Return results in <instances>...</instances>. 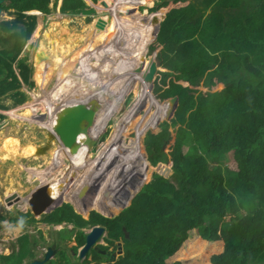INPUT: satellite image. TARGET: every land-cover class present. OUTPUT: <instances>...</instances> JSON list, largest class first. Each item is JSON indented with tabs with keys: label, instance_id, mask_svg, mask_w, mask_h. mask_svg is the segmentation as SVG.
Returning <instances> with one entry per match:
<instances>
[{
	"label": "trees",
	"instance_id": "16d2710c",
	"mask_svg": "<svg viewBox=\"0 0 264 264\" xmlns=\"http://www.w3.org/2000/svg\"><path fill=\"white\" fill-rule=\"evenodd\" d=\"M143 1L62 0L61 12L87 15L99 7L121 13L143 8ZM51 3H2L3 10L13 9L14 18L0 21V98L9 94L21 104L22 88L34 86L32 66L20 56L39 19L28 11L47 15ZM150 10L154 13L139 21L140 36L127 34L140 52L136 46L152 33L153 17L166 14L147 51L148 71L107 139L118 152L127 149L131 166L108 155L95 158L67 200L84 215L87 209L98 211L85 218L64 202L41 221L79 228L99 224L107 228V242H124L119 257L93 251L81 264H264V0H160ZM68 27H58L68 33L63 45L76 42L79 34ZM117 31L120 35L119 26ZM90 72L83 87L93 86L96 73ZM128 81L110 90L114 98ZM103 86L100 93L113 84ZM5 107L0 102V109ZM130 137L136 138L125 149ZM160 162H172L168 177L150 172L129 206L112 217L104 214L123 204L117 200L122 189L130 193L139 184L142 170L135 167ZM80 238L78 246L85 243L83 229ZM2 257L4 264H22L24 253L18 260Z\"/></svg>",
	"mask_w": 264,
	"mask_h": 264
},
{
	"label": "rangeland",
	"instance_id": "374dc122",
	"mask_svg": "<svg viewBox=\"0 0 264 264\" xmlns=\"http://www.w3.org/2000/svg\"><path fill=\"white\" fill-rule=\"evenodd\" d=\"M158 1L160 0H144L141 2V7L143 8L131 9L130 11L126 10V12L121 13H117V11L114 9L101 10V8L98 7L95 13L83 15L80 13H62V0L58 1L56 7L53 6L54 0H52L51 12L47 15H44L39 10L28 11V13H41L39 14L36 29L34 30L32 36L26 41L23 52L20 54L21 57L27 56V62L32 66L33 71L31 77L35 84L32 87L24 86L22 88L26 95L24 102L21 104H17V102L12 99L9 94H6L0 98V102L6 106L5 109H0V113L3 114V116L0 118V218H6L5 221H3V223L6 224V227L4 229H0V264H4L2 263L4 258L1 255H8L12 249H16L17 243L15 240L19 237V235L24 233V231L30 235V237H28V235H24L22 237L24 244H27L28 242L30 243V241H28L29 238H41L43 231L47 236L45 241L50 242L49 233L51 230H49L47 227H44L43 222L41 221V217L44 213L38 215L34 213V211L30 212V210L27 209L28 207H31L28 201V197L32 193L31 191L36 189L41 184H46L53 181L52 184L54 185L62 181L63 187L60 192L62 194L65 193L67 197L64 195L65 197L61 203L67 202L71 204L72 201H68L67 199L72 195L73 191L75 193L77 192V185H79V180L81 177L78 176L80 178L76 179L75 181L74 176L76 178L78 175L80 166L83 167L85 164L91 165L93 162H95L94 159L98 157V154L105 155L102 150L104 151L108 148L107 139L113 134V127L117 121V118L120 117L124 112V106L126 107L129 94L137 88L143 72L146 70L148 71L147 67L149 59L146 60L144 63L145 65H143V63H141L143 61L142 53L144 51L143 48L145 44L151 41V39L153 40L156 29V27L152 28V33L147 35L146 39L141 45L138 44L136 46L141 49L140 52H138L136 51L138 49H134V46L137 42H135V40L133 41L130 35L126 38L121 37L118 34L117 28L118 26L120 29L121 27L125 28V25L128 28L129 26L133 25V22L135 21L136 24L134 23V26L131 27L130 32L132 35H135L134 37L140 36L142 26L139 25V21L143 20L145 15L154 13L150 9L154 7ZM96 3H99V1ZM11 11H13V9L7 11L4 10L0 16V21L14 18V14ZM158 14L163 17V12H159ZM138 16L139 18H137ZM62 20H67L68 24L65 21L62 23ZM100 20L102 21L100 22ZM104 20L105 22H103ZM56 23H59V25L65 24L70 26L68 28H70L69 30L74 33V35L79 33L76 36L78 42L73 40L71 42H67V44L65 43L64 45H61V42H64V40L61 41V34L58 35L51 31L53 30V25ZM98 23L103 24V28H99L97 26ZM61 29L63 30L64 28ZM109 30L111 31L109 32ZM70 31L69 34L71 33ZM112 31L113 34L108 36ZM47 33H52V35L55 34V37H57L59 40L57 43H60V47L63 50L65 49L69 56H72V59L75 61L74 68L70 70V72L73 73H71L68 78L65 74L63 79H61V75L59 76V79L47 84V87L45 88L42 75L39 74L37 70L36 55L41 44L50 47L49 41L44 38V35ZM152 43H150V45ZM80 44L83 47H81V53H79L81 60H79L78 63V57H76L75 54L77 52V47ZM90 44L95 48H91V50L88 52L90 49ZM150 45L148 47L146 45L145 47L146 59L148 58L147 51H149ZM125 50L126 52H124ZM85 51L86 54L90 55L91 57L87 56V58H83ZM88 64H90L89 71H92L94 68V72L96 74L93 75V86L89 85L90 87H83V77L88 76V72H85ZM138 69L139 72H137ZM72 70H76L77 72ZM117 70L120 72L118 77L116 73ZM83 73L85 74L83 75ZM110 73L111 75L108 79V75ZM121 73H123L122 76ZM105 75L106 80L104 81L103 79ZM54 76L52 78H54ZM134 77H139L137 82H134ZM119 80L122 82L118 83ZM125 80H129V83L126 84L127 87L125 86L126 89L124 91L122 89L119 94L117 93L119 97L115 98L109 109L113 110L112 114L109 115L107 119H105V111H107L105 109L107 108L109 101L114 99L113 94L110 93V90L118 85H124ZM107 81L112 83L113 86L110 88L107 86L109 89H107L104 93H100V88L102 87L103 90L105 87L103 85H105ZM131 84L133 85L130 87V91H128V85L130 86ZM56 85L57 89L54 91H47L49 87L54 88ZM95 90L97 91L95 92ZM94 92L96 93L95 95ZM104 104L106 107L102 108ZM26 107L28 108L27 110L33 114V117L30 115L28 118L23 114V110ZM63 111L65 112V119L63 122H61L60 115ZM92 111H95V113L89 122L92 121L91 123H93V133L89 136L88 132L90 129L85 128V131L82 130L81 116H84L85 114H88ZM22 115H24V117ZM52 115H54L52 117L53 119L47 121L48 117ZM39 117L40 119H37ZM107 120L109 121V124L105 129V126L102 123L106 122ZM52 123H56L57 125H60V127L54 128V126L51 125ZM56 132L58 135L55 134ZM54 135H57L59 140L63 143V145H65L64 152L61 150V142L58 139L55 140ZM135 138L136 137H130L129 139H125V143H123L125 149L128 147V145H133V140ZM32 142H34L33 144L38 146V148H41V145L44 144L45 150L48 148L47 146H49L53 155H55L56 151L58 152L60 150L62 153L58 156V159L53 162L52 153L48 154V158L47 155L40 159H35L32 157L24 158V152L21 146H25L27 143ZM51 143H53V145ZM8 144L12 146L6 148ZM79 144L81 151L78 149ZM188 144L190 145L191 142L189 141ZM185 150H187V147H185ZM108 152L109 151H107V153ZM124 153L125 157L119 159L118 161L125 166L130 167L131 164L129 162L127 149L126 152L124 150ZM4 157H8L9 160L4 159ZM14 157H17L16 162H14ZM82 159L88 160V162L81 164ZM3 163H8L11 165H3ZM158 164L155 166L145 165L141 169L135 167V169L138 171L142 170L141 173L138 174L139 176L137 175V179L135 181L137 183L140 180L138 182L139 184L134 189L129 188L130 193L127 192L128 189H126L125 192H123L124 189H122V194L117 200L122 198L123 204L118 206V209L114 210L115 215L120 213L125 207L129 206L132 195L136 189H139L144 185L143 183L145 182V177H147L150 172L155 171L162 175L166 173V169H163V166ZM93 165L98 167V164ZM167 165L171 167V170H173L172 162H169ZM171 173L172 171H170L168 175ZM12 176H14V179L10 178ZM68 176L71 177V182H73L74 190L72 192H70V189H73V186H71L72 183L69 182L67 184ZM89 183L90 186L91 180H89ZM66 185L68 187H66ZM13 193H18V195L21 196V199L15 204L17 205V208H19L17 211L14 209L15 205L9 206L5 201V197L10 196ZM83 196L84 195H79V197ZM55 197H60V193ZM73 207L77 211L74 205ZM27 210H29L28 213L26 212ZM91 210L87 209V212L85 213L87 215H84L85 218L89 216L88 212ZM16 212L19 214L18 217L21 219L18 217L12 218L13 222L16 223V225H14L11 223L10 217L16 214ZM32 214L34 218L26 221L27 217H30ZM38 225L43 228L42 232L41 229L38 228ZM52 231L55 230L53 229ZM41 240L43 239L41 238ZM46 242H42V245H46ZM101 242L103 241L101 240ZM35 252H37V249ZM88 253L86 255H89L88 258L86 256L82 258L77 252V262H75V264H79L86 258L89 260L92 259V255ZM121 253L122 252L115 251V258L119 257ZM8 256L12 260H18L20 257L17 256L16 253ZM53 262L54 261L51 260V262L48 264H52ZM22 264L26 263L22 262Z\"/></svg>",
	"mask_w": 264,
	"mask_h": 264
},
{
	"label": "bare ground",
	"instance_id": "6f19581e",
	"mask_svg": "<svg viewBox=\"0 0 264 264\" xmlns=\"http://www.w3.org/2000/svg\"><path fill=\"white\" fill-rule=\"evenodd\" d=\"M91 24V23H90ZM59 23H56L55 25H53V31L54 32H56V34H58V35H60L61 34V41H63L64 39H65V37H67V35H68V33L66 32V31H64V30H60L59 28ZM59 29V30H58ZM96 29V28H95ZM154 36H155V34H154ZM153 36V37H154ZM44 38L46 39V40H48L49 41V43H50V47H47V46H45L44 44H41L40 45V47L38 48V51H37V55H36V66H37V70H38V73L39 74H41L42 75V78H43V84L45 85V88L47 87V84H50V83H52V81H55V80H57V79H59V76H61V79H63V76L66 74L67 75V78H68V76L71 74V73H73V72H70V70L71 69H73L74 68V59H72V56H69V54L67 53V51L64 49H62L61 47H60V43L58 44L57 43V41L59 42V40H58V38L57 37H55V34H53L52 35V33H47V34H45L44 35ZM67 42V41H66ZM63 44V42H61V45ZM89 47H91V48H95V47H93V45H91L90 44V46ZM88 48V47H87ZM86 48V49H87ZM122 50V49H121ZM124 52H126V50L124 51ZM143 53H144V51H143ZM143 53H142V57H143ZM87 56L88 57H91L90 55H88V54H86V51L84 52V57L83 58H87ZM73 61V62H72ZM78 63H79V61H77ZM114 66V65H113ZM142 67V66H141ZM89 69V67H87V69H86V71L85 72H88V76L91 74V72L88 70ZM73 71V70H72ZM85 74V73H84ZM83 74V75H84ZM122 74L123 73H121V76H122ZM55 75V76H54ZM54 76V78H52ZM87 76V77H88ZM84 78V80H86V77H83ZM82 78V79H83ZM139 77H136V79H135V81L137 82V79H138ZM141 78V77H140ZM67 80H69V79H67ZM66 80V81H67ZM104 81L106 80V75L104 76V79H103ZM65 81V82H66ZM128 83H129V81H128ZM134 83V82H133ZM132 85L133 84H131L130 86L128 85V88H130V87H132ZM127 87V86H126ZM126 87H123V91L126 89ZM118 88H119V86H118ZM55 89H57V85L54 87V88H48L47 89V91H54ZM119 90H120V88H119ZM97 90H95V92H96ZM94 92V95L96 94ZM119 92V91H118ZM117 97H119V95L117 96ZM116 98V97H115ZM115 98L114 99H112L111 101H109V103H108V106H107V108L105 109V110H107V111H105L106 112V118L105 119H107L108 117H109V115H111L112 114V111L113 110H109L110 109V107H111V105H112V103H113V101L115 100ZM106 104V103H105ZM103 105L102 106V108H104V107H106V105ZM28 108L26 107L23 111H24V115L26 116V117H30V115H32V117H33V114L31 113V112H29L28 110H27ZM99 109V108H98ZM125 109H126V107H125ZM125 109H124V111H125ZM79 112V111H78ZM94 113H95V111H92V112H90V113H88V114H85L84 116H81V121H82V130H84L85 128H87V123H90V126L88 127V129H90V131L88 132V135L90 136V135H92V133H93V129H91V128H93V123H91V122H89V120L90 119H92L93 118V116H94ZM124 113V112H123ZM24 115H22L23 117H24ZM40 116V115H39ZM48 116V115H47ZM54 115H52V116H49L48 117V119H47V121H49V120H52ZM36 119V118H35ZM37 119H40V117L39 118H37ZM46 119V118H45ZM64 119H65V112L63 111L62 113H61V115H60V121L61 122H63L64 121ZM104 119V120H105ZM109 120V119H108ZM107 120V121H108ZM103 122L102 124L105 126V129H106V127H107V125H108V123H109V121L108 122ZM34 122V121H33ZM44 122V121H43ZM51 122V121H50ZM49 122V123H50ZM39 123V122H38ZM59 123V122H58ZM60 124V123H59ZM68 124V123H67ZM66 124V125H67ZM74 124V123H73ZM52 126H54V128L56 127V128H59L60 127V125H57L56 123H52L51 124ZM63 125V124H62ZM66 127V126H65ZM52 128V127H51ZM50 128V129H51ZM60 130V129H59ZM55 131V130H54ZM55 134H57L58 135V133L56 132ZM82 134V133H81ZM57 135H54V137H55V140H59V138H58V136ZM60 141V140H59ZM61 142V141H60ZM79 142V141H78ZM1 143V142H0ZM34 142H32V143H27L25 146H21L22 147V149H23V152H24V158L25 157H32V158H35V159H40V158H42V157H44V156H46L47 155V158H48V154L49 153H52L51 152V149L49 148V146H47L48 148H46V150H45V146H44V144L43 145H41V148H38V146H35L34 144H33ZM52 145H53V143H51ZM12 145H9L8 144V146H6V148H8V147H11ZM80 144H79V146H78V149L80 150ZM84 148V147H83ZM65 145H63V143L61 142V150L64 152L65 150ZM56 151L55 152V155H53V153H52V155H53V160H52V162L53 161H55L56 159H58V156L62 153V151ZM81 151V150H80ZM107 151H109L108 153H107ZM102 152H104L105 153V155H108V156H110V157H112V158H116V159H121V158H123V157H125V153H124V151H120V152H118L117 150H115V149H113L112 147H110L109 145H108V148L106 149V150H102ZM124 155V156H123ZM98 156V158H100L102 155L101 154H98L97 155ZM16 158L17 157H14V162H16ZM88 162V160H83L82 159V162H81V164H83V163H87ZM167 167L166 166H164L163 167V169H166ZM86 169H87V164H85L83 167L82 166H80V168H79V173H78V175L76 176V178H75V176H74V179H75V181H76V179H78V178H80L81 177V175H83L85 172H86ZM78 176H80V177H78ZM14 176H12V177H10L11 179H14L13 178ZM75 181H74V183H75ZM61 184L63 185V183H62V181L61 182H59L58 184H54L53 186V193H54V195H55V191L57 190V192H59L60 190V186H61ZM71 186H73V183H72V185ZM74 190V186H73V189L71 190L70 189V192H72ZM65 195V194H64ZM63 195V197H62V199H64V197L66 196H64ZM67 197V196H66Z\"/></svg>",
	"mask_w": 264,
	"mask_h": 264
},
{
	"label": "flooded vegetation",
	"instance_id": "af4514ba",
	"mask_svg": "<svg viewBox=\"0 0 264 264\" xmlns=\"http://www.w3.org/2000/svg\"><path fill=\"white\" fill-rule=\"evenodd\" d=\"M87 67L90 68V64H88ZM87 67H86V69H87ZM4 159L9 160L8 157H4ZM3 165H11V164L3 163ZM66 187H68V186L66 185ZM34 190H32V191H34ZM58 193H60V191ZM56 195H58V194L55 193V196ZM9 208H11V207H9ZM14 209L17 211L19 208H17V205H15ZM27 209H29L30 212H33L31 207L30 208L28 207ZM29 210H27L26 212L28 213ZM75 212L77 213L78 210L77 211L75 210ZM48 213H50V212H48ZM48 213H44L42 215V217H44V215L48 214ZM78 213L84 215L80 211ZM90 213H91V211L88 212L89 216H90ZM18 216H19V214L16 212V214H14L13 216L10 217V220H11L12 224L16 225V223L13 222L12 218L18 217ZM18 218H20V217H18ZM31 218H34L33 214L30 217H27L26 221L30 220ZM5 219L0 218V222L3 223V221H5ZM43 225H44V227H47L49 230H51L50 233H49L50 242H46L45 241V238H47V236L44 233L43 228L40 227V225H38V228L41 229V232L43 231L42 235H41V238L43 240H41V238L33 237V238H29L28 241H30V243L28 242L27 244H24V241L23 240L21 241L20 239L24 235H28V237H30V235L26 231H24V233L19 235V237L17 238L18 240L17 239L15 240V242L17 243L16 249H12V251L8 255L16 253L17 256H20L22 253H24L23 262L26 263V264H29V262H31L34 259H42L44 257V255H45L47 249L50 246L55 245V253L52 255L50 260L48 262H46L45 264H48L49 262H51V260L54 261L52 264H75V262H77V252H78V255H79L80 248L82 246V245L78 246L79 239H81L80 238V230L83 229L85 234H87L86 230L91 229V227L90 228H79V226H77L76 223H70V222H66V221L65 222H60L58 224L43 222ZM97 225H99V224H97ZM2 229H4V228H2ZM53 229L55 231H52ZM105 234H107V228L106 227H105V233L101 237V240L103 241V243H98V246L102 250L106 251L105 253H102V254L107 255V256H111V257H115V256H113L115 251L123 253L124 252V249H123L124 248V242H122V240H117V241H115V244L109 243V242H107L104 239ZM42 242H46L47 244L46 245H42ZM70 243H72V244H70ZM104 246H106V247H104ZM23 248L25 249V252H23L24 251ZM36 249H37V252H39V253L35 252ZM91 251L88 254L92 255V257H93V251H95V249H91ZM88 256H86V257L88 258ZM82 262L83 261H81L79 264H81Z\"/></svg>",
	"mask_w": 264,
	"mask_h": 264
},
{
	"label": "water",
	"instance_id": "95a60500",
	"mask_svg": "<svg viewBox=\"0 0 264 264\" xmlns=\"http://www.w3.org/2000/svg\"><path fill=\"white\" fill-rule=\"evenodd\" d=\"M3 2H4V0H0V16L2 15V13L4 11L3 10V7H2V3ZM39 14H41V13H39ZM165 16H166V14L164 13L163 14V17H162V20L165 19ZM154 18L156 20L155 22H154ZM162 20H161V18H158L157 15H155L153 17V22L155 23V27H156V29H155V38L151 42H149L147 44V47L150 45V43L156 41L157 36H158V33H159V30H160V24H161V21ZM101 21L102 20H100V22ZM103 22H105V20ZM97 26L99 28H103V24H101V23H98ZM133 26H134V24L131 25V26H129L128 28L125 26V29L121 27V29H120V36L123 37V38H126L128 36L127 34L130 32L131 27H133ZM142 58H143V61L141 63H143V65H145L144 63L147 60L146 59V55H145V51L143 53V57ZM137 72H139V69H138ZM135 79H136V77H134V82H135ZM128 91H130V88L128 89ZM124 108H125V106H124ZM86 126L88 128L90 126V123H87ZM91 129H93V128H91ZM83 131H85V129ZM158 165H161L163 167L164 166L167 167L166 168V173L163 174V175L166 176V177H168L169 176L168 174L170 173V171H172L171 170V167H169L167 164H165L163 162H160ZM69 182H71V177L70 176H68L67 184ZM52 183H53V181L52 182H49V183H46V184L39 185L29 195L28 201H29V203L31 205V208L34 211V213H36L38 215H41L42 213L51 212L56 207L62 205L61 201H63V199H62V195L63 194L60 192V197H58V198L55 197V195L53 193L54 190L52 189L54 186H53ZM71 183H73V182H71ZM62 187H63V185L61 184L60 191H61ZM55 192H56V194H59L57 192V190ZM79 195H81V192L78 194V196ZM20 199H21V196H19L18 193H13L12 195L6 197L5 198V201L7 202L8 205H15ZM71 204L74 205L73 202H71ZM104 214H106L107 216H110V217H112V216L115 215L112 211H109L108 213H104ZM5 227H6V224L0 222V229L5 228ZM104 233H105V227L104 226H101V225H93L91 227V229H89L87 231L86 238H85V243L80 248L79 256L82 257V258L85 257L87 255V253L91 249H95V251H97L99 253H105L106 251L102 250L98 246V243L100 242V239H101V237L103 236ZM126 235L128 236L129 234L126 233ZM54 253H55V245H52V246H50L47 249V251H46V253H45V255H44V257L42 259H34L31 262H29V264H45L46 262H48L50 260V258L52 257V255ZM113 256H114V254H113Z\"/></svg>",
	"mask_w": 264,
	"mask_h": 264
},
{
	"label": "clouds",
	"instance_id": "9594fccd",
	"mask_svg": "<svg viewBox=\"0 0 264 264\" xmlns=\"http://www.w3.org/2000/svg\"><path fill=\"white\" fill-rule=\"evenodd\" d=\"M99 243H103V242H101V239H100V242Z\"/></svg>",
	"mask_w": 264,
	"mask_h": 264
}]
</instances>
